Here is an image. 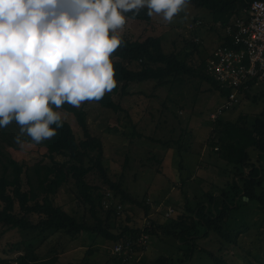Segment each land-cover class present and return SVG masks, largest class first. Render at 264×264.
Returning <instances> with one entry per match:
<instances>
[{"label": "rangeland", "instance_id": "374dc122", "mask_svg": "<svg viewBox=\"0 0 264 264\" xmlns=\"http://www.w3.org/2000/svg\"><path fill=\"white\" fill-rule=\"evenodd\" d=\"M207 13L203 8L186 3L167 22L156 13L151 14L148 22L125 17V23L117 33L138 40L148 35H158L166 52L180 51L185 45L184 41L197 36L202 41L201 57L207 58L218 43L215 29H210L211 17ZM194 17L205 18L206 23L202 27L190 28ZM193 57L199 59L196 54ZM111 58L113 56L110 55ZM127 89L131 93L119 99L127 113H116L92 101H82L78 106L84 107L87 112L91 133L103 142L104 165L110 179L117 181L121 178L123 187L132 198H148V215H143L140 206L125 202L117 222L124 223L129 214L132 216L129 225H141L144 217L160 218L167 208L172 209L171 216L175 217L185 210L187 204L195 205L202 201L206 191L217 192L218 186L226 184L230 165L219 159L217 152L206 145V137L210 135L209 123L214 121L210 112L224 97L209 89L207 82L187 79L182 83L156 87L153 80L130 82ZM249 94L250 97L242 96L240 101L219 116L235 120L239 114L252 116L262 112L264 81H259ZM253 96L256 100H253ZM113 98L117 99V96L113 95ZM57 111L70 122L74 132L81 135L73 115L61 107ZM17 133L15 121L0 128V174L1 163L8 155L28 166L49 161L45 147L24 139L22 144L16 143L14 136ZM86 178L91 184L106 188L96 172L87 174ZM232 198L236 199L237 196ZM56 201L77 219L92 222L88 205L78 197L72 182L60 186ZM226 225L232 233H237V236H233V244L219 250V238L200 239L197 242L198 246L220 258L217 263L209 264H264V212L258 210L255 203L242 201L239 208L231 211ZM3 230L0 226V257L5 260L0 264H15L14 258L18 252L11 249V245L20 240L23 242L20 245L22 251L30 242L32 248L43 257L57 254L55 264H115L110 251L111 241H103L92 233L81 232L76 238H70L59 232L37 235L32 231ZM176 244L173 237L165 234L150 236L146 247L137 248L129 264H148L159 255L174 253ZM88 250L91 252L88 253ZM205 262L204 257L193 260V264Z\"/></svg>", "mask_w": 264, "mask_h": 264}, {"label": "trees", "instance_id": "16d2710c", "mask_svg": "<svg viewBox=\"0 0 264 264\" xmlns=\"http://www.w3.org/2000/svg\"><path fill=\"white\" fill-rule=\"evenodd\" d=\"M249 1L187 0V3L205 9L211 17L210 29H215L217 44L230 46L231 38L223 35V27L230 17L239 13ZM123 15L146 22L151 19L148 10L143 7L135 11L130 10ZM193 20H200V23L193 22L194 25L189 26L190 28L202 27L206 23L205 18L201 17H194ZM118 35L121 44L111 54L113 58L110 59L116 85L110 91H106L99 100L85 101L96 102L116 113L126 112L119 99L131 93L127 89L128 83L145 80H153L155 87L182 83L186 79L199 83L207 82L209 89L218 92L222 97L230 91L229 88L221 89L208 74L206 57H201L200 54L202 45L200 39L195 41V37H192L184 41L185 45L180 51L166 52L158 35H148L142 40L131 39L124 34ZM194 54L199 59H195ZM249 91L245 90L244 96L250 97ZM113 95L117 96V99H114ZM253 100H256V97L253 96ZM52 107L57 111L58 108ZM60 107L73 115L81 135L78 136L70 122L61 117L60 127L56 128L55 135L49 139L36 143L27 135L22 136L26 141L45 147V155L49 161L28 166L17 162L9 155L5 156L0 174V226L3 227V231L18 229L36 232L37 235L44 232H59L70 238H76L81 232H88L111 243L124 239L129 234L137 236L141 230L140 224L129 225L132 217L129 214L126 215L124 223L117 222L119 215H116L112 208L104 209L101 197L104 191L111 190L122 204L128 202L140 206L143 215L149 214L150 205L146 202L148 198L134 199L126 192L121 178L117 181L110 179L104 165L103 142L100 137L91 133L84 107H74L67 103ZM263 111L252 116L239 114L235 120H226L218 116L209 123L210 135L206 137V145L217 152L219 159L230 165L226 184L218 186L217 192L206 191L202 201L196 202L195 205L187 204L185 210L175 217L163 214L160 218H148L149 224L143 226L142 230L149 237H160L165 234L177 241L174 253L159 255L148 264H193V260L200 257L205 258V264L217 263L220 258L210 250L198 246L197 242L200 239L219 238V250L233 244L235 242L233 236H237V233H232L226 224L231 211L239 208L242 201L253 202L258 210L264 212ZM56 156L61 158L58 159ZM93 172L98 174L106 188L91 184L87 180V174ZM68 182L73 183L78 197L88 205L92 222L77 219L57 203L58 189ZM232 196L237 198L233 199ZM21 243L22 240L11 245V249L18 252L14 258L15 264L56 263L57 254L43 257L32 248L30 242L22 251ZM90 252L91 250H88V253ZM112 260L119 264L116 256H112ZM0 262L5 260L0 257Z\"/></svg>", "mask_w": 264, "mask_h": 264}, {"label": "clouds", "instance_id": "9594fccd", "mask_svg": "<svg viewBox=\"0 0 264 264\" xmlns=\"http://www.w3.org/2000/svg\"><path fill=\"white\" fill-rule=\"evenodd\" d=\"M187 0H0V128L39 143L61 125L59 108L115 87L110 55L123 13L146 8L171 21ZM55 125L56 127H51ZM246 199V197H243Z\"/></svg>", "mask_w": 264, "mask_h": 264}, {"label": "built area", "instance_id": "2783aa9c", "mask_svg": "<svg viewBox=\"0 0 264 264\" xmlns=\"http://www.w3.org/2000/svg\"><path fill=\"white\" fill-rule=\"evenodd\" d=\"M194 22L197 24L200 20ZM194 24L190 23L189 26ZM223 35L231 38V45H215L206 58L208 74L221 89H230L224 100L210 112L213 120L240 101L245 90L249 91L259 81H264V0H250L239 13L233 14L223 27ZM194 40L199 41V38L195 37ZM101 205L104 209L112 208L116 215H120L124 208L111 190L103 192ZM171 212L172 209L167 208L163 214L170 216ZM148 224L147 216L143 218L137 236L129 234L111 243V254L118 258L119 264H129L137 248L146 247L149 236L142 228Z\"/></svg>", "mask_w": 264, "mask_h": 264}]
</instances>
